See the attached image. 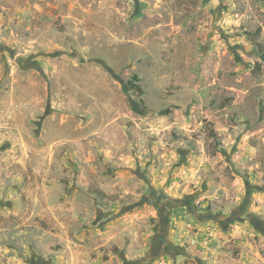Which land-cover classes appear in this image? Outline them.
<instances>
[{
    "label": "rangeland",
    "instance_id": "rangeland-1",
    "mask_svg": "<svg viewBox=\"0 0 264 264\" xmlns=\"http://www.w3.org/2000/svg\"><path fill=\"white\" fill-rule=\"evenodd\" d=\"M258 47L264 0H0V264H264Z\"/></svg>",
    "mask_w": 264,
    "mask_h": 264
},
{
    "label": "trees",
    "instance_id": "trees-1",
    "mask_svg": "<svg viewBox=\"0 0 264 264\" xmlns=\"http://www.w3.org/2000/svg\"><path fill=\"white\" fill-rule=\"evenodd\" d=\"M258 52H259V55L261 56V58H264V51L260 48V47H258ZM256 71H259L260 70V63H256ZM135 88L138 90L139 89V87H137V86H135ZM95 194H96V196H100V192L99 191H96L95 192Z\"/></svg>",
    "mask_w": 264,
    "mask_h": 264
}]
</instances>
